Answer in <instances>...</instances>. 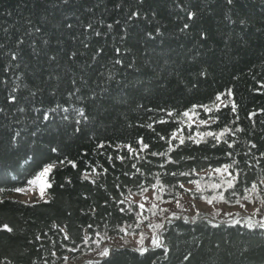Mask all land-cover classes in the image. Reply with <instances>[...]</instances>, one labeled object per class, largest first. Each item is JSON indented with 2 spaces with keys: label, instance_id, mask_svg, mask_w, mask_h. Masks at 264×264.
Wrapping results in <instances>:
<instances>
[{
  "label": "trees",
  "instance_id": "trees-1",
  "mask_svg": "<svg viewBox=\"0 0 264 264\" xmlns=\"http://www.w3.org/2000/svg\"><path fill=\"white\" fill-rule=\"evenodd\" d=\"M235 206L264 216V0H0V264H264Z\"/></svg>",
  "mask_w": 264,
  "mask_h": 264
},
{
  "label": "rangeland",
  "instance_id": "rangeland-1",
  "mask_svg": "<svg viewBox=\"0 0 264 264\" xmlns=\"http://www.w3.org/2000/svg\"><path fill=\"white\" fill-rule=\"evenodd\" d=\"M35 181L36 183H31L29 187L13 195L23 200H35V199H40V198L45 197L46 183L44 182V179L42 178V176H39ZM185 206L187 209H189V213L187 212L188 214H192L193 211H195V208L200 209V210L210 209L208 208L206 204H203L200 202L194 205L193 202L188 198L185 199ZM254 209H255V206H246V207L235 206V207L227 208V210L230 213L225 215V217L228 216V218H233V219L239 218V217H250L252 219H256V221L264 225V216L261 217V216H257L256 214H254L253 213Z\"/></svg>",
  "mask_w": 264,
  "mask_h": 264
},
{
  "label": "snow or ice",
  "instance_id": "snow-or-ice-1",
  "mask_svg": "<svg viewBox=\"0 0 264 264\" xmlns=\"http://www.w3.org/2000/svg\"><path fill=\"white\" fill-rule=\"evenodd\" d=\"M186 115H187V113H186ZM181 143H183V141H181ZM52 167H53V165H48V166H46L45 168H44V170H43V172L40 174L42 177L43 176H46L50 171H51V169H52ZM32 183H36V181L34 180V181H32ZM50 186V185H49ZM17 191H23V189H17ZM156 243H159L158 241L156 242ZM103 255H106L107 253L105 252V253H102Z\"/></svg>",
  "mask_w": 264,
  "mask_h": 264
}]
</instances>
